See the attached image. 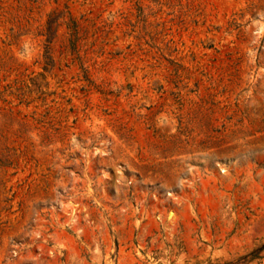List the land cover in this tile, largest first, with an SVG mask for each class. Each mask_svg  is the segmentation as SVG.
Segmentation results:
<instances>
[{
	"label": "rangeland",
	"instance_id": "374dc122",
	"mask_svg": "<svg viewBox=\"0 0 264 264\" xmlns=\"http://www.w3.org/2000/svg\"><path fill=\"white\" fill-rule=\"evenodd\" d=\"M0 264H264V0H0Z\"/></svg>",
	"mask_w": 264,
	"mask_h": 264
}]
</instances>
